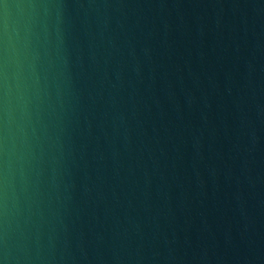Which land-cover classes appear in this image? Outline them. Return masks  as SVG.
<instances>
[{
  "label": "water",
  "instance_id": "obj_1",
  "mask_svg": "<svg viewBox=\"0 0 264 264\" xmlns=\"http://www.w3.org/2000/svg\"><path fill=\"white\" fill-rule=\"evenodd\" d=\"M0 264H264V0H0Z\"/></svg>",
  "mask_w": 264,
  "mask_h": 264
}]
</instances>
